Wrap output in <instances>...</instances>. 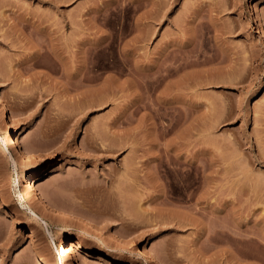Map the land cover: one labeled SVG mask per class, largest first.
Returning a JSON list of instances; mask_svg holds the SVG:
<instances>
[{
	"label": "rangeland",
	"instance_id": "374dc122",
	"mask_svg": "<svg viewBox=\"0 0 264 264\" xmlns=\"http://www.w3.org/2000/svg\"><path fill=\"white\" fill-rule=\"evenodd\" d=\"M109 1L0 0V264H264V0Z\"/></svg>",
	"mask_w": 264,
	"mask_h": 264
},
{
	"label": "bare ground",
	"instance_id": "6f19581e",
	"mask_svg": "<svg viewBox=\"0 0 264 264\" xmlns=\"http://www.w3.org/2000/svg\"><path fill=\"white\" fill-rule=\"evenodd\" d=\"M111 1L112 0H110L109 2H111ZM116 1L117 0H114V2H116ZM0 108H1V117H0V119L9 122L10 125H11L9 133L6 136L3 135V140H2V143H3L2 147L4 148L5 155H6L7 154L6 153L7 149H10V147H16V142H17V139H18V132L20 130V125H19L18 121H16L11 116L9 109L7 108V106H5L4 101H3V99L1 97H0ZM20 148L29 158L35 157V154L32 151L33 150V146H32L30 141H25L24 144L20 146ZM11 159L13 160V163L15 164L16 160L14 159V156L12 154L9 155V159L8 160L10 161ZM47 175H48V169H46L41 174L36 176V178H33V182H29V184H28L27 193L29 194V196L31 198H36L39 201L44 202L45 204L48 205V207H50L52 209H55V207H64V204H63V206H61L62 204L61 205L59 204V199H58V195H57V188H59V185H60L59 181L57 183V184H59L58 187L54 184V187H51L50 189L47 188L46 191L41 193V194L38 193V190L41 187V185L43 184V182H44L45 178L47 177ZM58 191H59V189H58ZM59 194H60V192H59ZM22 203H23V201H22ZM23 204H26V203H23ZM58 205H60V206H58ZM91 225L94 226L96 229H98L99 234H101V232L104 231V229L102 227L97 226L95 221L91 222ZM108 236H110L111 238L115 237V235L113 233H111V232H109ZM67 239L68 238L63 236L62 245H65V246L67 245L66 244V243H68V242H66ZM72 243H74V242L72 241ZM63 248H65V247H63ZM66 252L70 253V249H66ZM109 255L111 256V258H117L118 257V255L116 253H114V252H109ZM147 258L153 264L157 263L155 260H153L151 258V256L150 257L147 256ZM162 264H164V263H162Z\"/></svg>",
	"mask_w": 264,
	"mask_h": 264
},
{
	"label": "crops",
	"instance_id": "0c3cea01",
	"mask_svg": "<svg viewBox=\"0 0 264 264\" xmlns=\"http://www.w3.org/2000/svg\"><path fill=\"white\" fill-rule=\"evenodd\" d=\"M182 87V77L180 76L177 79L171 80L169 83H167L164 91L162 92V96L165 99H170V98H181L182 92L179 91H174L175 89H180ZM177 92V93H176ZM172 94V95H171Z\"/></svg>",
	"mask_w": 264,
	"mask_h": 264
}]
</instances>
